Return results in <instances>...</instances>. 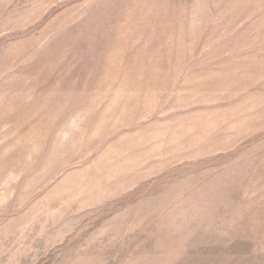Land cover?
Listing matches in <instances>:
<instances>
[{"label": "rangeland", "instance_id": "374dc122", "mask_svg": "<svg viewBox=\"0 0 264 264\" xmlns=\"http://www.w3.org/2000/svg\"><path fill=\"white\" fill-rule=\"evenodd\" d=\"M0 264H264V0H0Z\"/></svg>", "mask_w": 264, "mask_h": 264}]
</instances>
